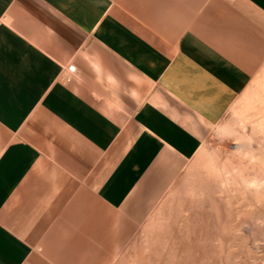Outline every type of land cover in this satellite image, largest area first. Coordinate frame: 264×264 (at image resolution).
I'll list each match as a JSON object with an SVG mask.
<instances>
[{
    "label": "crops",
    "instance_id": "1",
    "mask_svg": "<svg viewBox=\"0 0 264 264\" xmlns=\"http://www.w3.org/2000/svg\"><path fill=\"white\" fill-rule=\"evenodd\" d=\"M263 65L264 0H0V264H112Z\"/></svg>",
    "mask_w": 264,
    "mask_h": 264
},
{
    "label": "rangeland",
    "instance_id": "2",
    "mask_svg": "<svg viewBox=\"0 0 264 264\" xmlns=\"http://www.w3.org/2000/svg\"><path fill=\"white\" fill-rule=\"evenodd\" d=\"M112 264H264V65Z\"/></svg>",
    "mask_w": 264,
    "mask_h": 264
},
{
    "label": "built area",
    "instance_id": "3",
    "mask_svg": "<svg viewBox=\"0 0 264 264\" xmlns=\"http://www.w3.org/2000/svg\"><path fill=\"white\" fill-rule=\"evenodd\" d=\"M76 73V67L75 66H70L67 69V75L65 76L66 81H70L72 79V76Z\"/></svg>",
    "mask_w": 264,
    "mask_h": 264
}]
</instances>
